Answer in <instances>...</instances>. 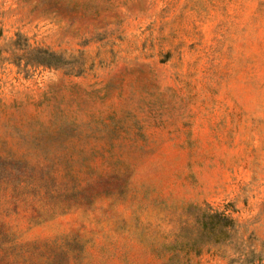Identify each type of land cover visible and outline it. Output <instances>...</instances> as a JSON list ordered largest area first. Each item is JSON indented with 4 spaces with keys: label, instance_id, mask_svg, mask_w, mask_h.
Returning a JSON list of instances; mask_svg holds the SVG:
<instances>
[{
    "label": "rangeland",
    "instance_id": "rangeland-1",
    "mask_svg": "<svg viewBox=\"0 0 264 264\" xmlns=\"http://www.w3.org/2000/svg\"><path fill=\"white\" fill-rule=\"evenodd\" d=\"M0 264H264V0H0Z\"/></svg>",
    "mask_w": 264,
    "mask_h": 264
},
{
    "label": "trees",
    "instance_id": "trees-1",
    "mask_svg": "<svg viewBox=\"0 0 264 264\" xmlns=\"http://www.w3.org/2000/svg\"><path fill=\"white\" fill-rule=\"evenodd\" d=\"M37 55H32L28 59V64L32 66L58 67L62 64L60 55L47 49H37Z\"/></svg>",
    "mask_w": 264,
    "mask_h": 264
}]
</instances>
